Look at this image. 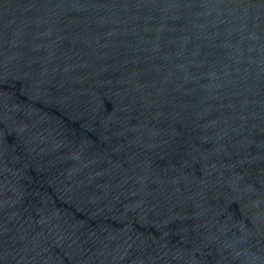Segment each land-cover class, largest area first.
<instances>
[{
    "label": "water",
    "instance_id": "obj_1",
    "mask_svg": "<svg viewBox=\"0 0 264 264\" xmlns=\"http://www.w3.org/2000/svg\"><path fill=\"white\" fill-rule=\"evenodd\" d=\"M0 264H264V0H0Z\"/></svg>",
    "mask_w": 264,
    "mask_h": 264
}]
</instances>
